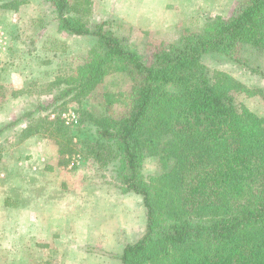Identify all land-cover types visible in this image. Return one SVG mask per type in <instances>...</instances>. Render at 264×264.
<instances>
[{
	"label": "trees",
	"instance_id": "1",
	"mask_svg": "<svg viewBox=\"0 0 264 264\" xmlns=\"http://www.w3.org/2000/svg\"><path fill=\"white\" fill-rule=\"evenodd\" d=\"M46 1L60 30L93 35L94 45L71 74L51 81L60 86L51 100L4 124L0 134L29 119L22 137L48 135L60 164L81 156L112 171L123 192L142 195L147 229L125 246L122 264H264V116L236 99L238 93L264 98V88L222 69L211 73L202 59L220 54L237 62L233 53L245 45L264 53V0L210 18L201 32L158 48L150 64L109 20L92 27L71 14L70 0ZM23 3L6 0L0 7L17 10ZM118 72L132 85L104 94L107 113L84 109L83 98ZM70 102L83 135L61 115ZM149 156L159 157L160 169L146 176Z\"/></svg>",
	"mask_w": 264,
	"mask_h": 264
},
{
	"label": "rangeland",
	"instance_id": "2",
	"mask_svg": "<svg viewBox=\"0 0 264 264\" xmlns=\"http://www.w3.org/2000/svg\"><path fill=\"white\" fill-rule=\"evenodd\" d=\"M5 1L0 0V4ZM26 1L36 3L39 0ZM43 1L45 2L43 14L39 15L42 21L39 18H24L21 14H16L14 17L12 9L0 7V37H3V39L8 37V40L9 38L16 39V46H11L13 53L25 54L34 49L31 39H35L38 35H47L48 38H53L52 42L48 44V47L53 50L67 47L62 42L63 40L57 38L56 26L50 25L49 31L43 33L48 21L56 18L53 5L48 1ZM70 1L72 4L74 3L73 0ZM98 1L99 3L95 4L88 14L93 24L109 20V27L115 34L130 43L141 54L147 64L152 62L153 53L158 48L170 44H180L185 36L201 32L210 18L216 15L230 17L239 13L249 3V0H113V3H111L112 0H104V3L101 0ZM17 18V22H13ZM78 37H69L70 43L65 54L56 56L57 74L53 75L51 81L57 76L71 74L78 65L88 59L89 50L94 45L95 37L93 35H80ZM1 53L0 57L2 56ZM233 54L235 59L239 61L234 62L220 54L206 55L202 59L211 73H214L217 69H222L247 86L264 88V75L254 74L245 65L258 67L264 73V53L245 45ZM9 58L5 66H0V127L21 117L38 105H45L59 91L58 88L60 87L55 85L52 87L50 85L51 81L50 83L45 81V71L39 67L38 60L15 56ZM3 62L0 61V64ZM20 67H23L22 70L23 72L26 71V74L20 73ZM131 85L132 82L126 73L110 74L89 96L83 98L82 107L92 111L96 116H101L107 113L104 94L109 91H127ZM15 88H22V90L17 92ZM236 96L237 103H243L252 111L264 116V98L262 96H247L245 93H238ZM69 105L72 108L68 112L76 107L74 102H70ZM57 110H60V108ZM61 115L65 118V114ZM28 121L29 119H25L0 134V180L10 178L11 174L22 172L21 178L27 181L26 175L29 174L26 169L33 161V154L30 153L33 148H31V144L23 143V140L28 138L22 137L21 130ZM79 124V122L73 125L69 124L75 135H83L78 134V131H80L78 130ZM38 137L39 139L34 142L37 148L40 146L38 143L41 141L43 143L44 139H49L56 144L46 134H38ZM81 161L77 164L78 168L79 166H84V169L93 168L95 164L84 158ZM159 169L158 156L145 158L143 172L146 176L156 174ZM96 170V176L92 177L97 180L109 181L118 187V182L112 171L102 169L99 166ZM87 255L90 264H101V261H104V264H119L117 257L99 248L87 251ZM16 256L15 252L0 251V264H17V261L14 260ZM66 256L71 258V251L65 253L62 258L55 259L52 264H75L72 259L65 261ZM29 257L24 264H50V261L45 260V253L40 256L39 260H32V255H29ZM77 260H80L79 255H77Z\"/></svg>",
	"mask_w": 264,
	"mask_h": 264
},
{
	"label": "crops",
	"instance_id": "3",
	"mask_svg": "<svg viewBox=\"0 0 264 264\" xmlns=\"http://www.w3.org/2000/svg\"><path fill=\"white\" fill-rule=\"evenodd\" d=\"M73 2L70 1L71 14L85 16L93 27L95 23L88 14L99 1ZM101 2L104 3V0ZM44 4L43 0L36 3L26 1L13 10L14 17L21 14L24 18H39ZM18 18L13 22H17ZM50 25L56 26L57 38L63 40L67 47L69 37L80 36L60 30L57 18L48 21L44 34L49 31ZM2 33L5 34L4 31ZM9 40L8 37H0V53L4 52L0 57V61L4 62L0 66H5L9 57L13 56L38 60L39 67L45 71V81L50 83L58 68L56 56L65 54L67 47L53 50L48 47L53 38L38 35L31 39L34 49L16 54L11 47L16 46V39ZM20 68V73L26 74L23 67ZM37 139L36 134L23 140L24 144H31L33 149L30 153L35 158L26 169L29 174L26 175L27 181L21 178L22 172L0 180V251L15 252L17 264H24L29 255H32V260H39L44 253L45 260L52 264L70 251L71 258L66 256L65 261L72 259L75 264H90L87 251L99 248L117 257L122 264L120 257L125 246L140 239L138 237H142L147 229V209L142 195L123 192L114 183L94 178L96 163L93 168H75V163L82 162L81 156L69 159L72 160L69 164H60L57 145L44 139L37 148L34 145ZM77 255L80 256L79 261Z\"/></svg>",
	"mask_w": 264,
	"mask_h": 264
},
{
	"label": "built area",
	"instance_id": "4",
	"mask_svg": "<svg viewBox=\"0 0 264 264\" xmlns=\"http://www.w3.org/2000/svg\"><path fill=\"white\" fill-rule=\"evenodd\" d=\"M65 118H66L67 124H72L73 125L74 123L78 122L77 115L73 111L68 112L67 115L65 114Z\"/></svg>",
	"mask_w": 264,
	"mask_h": 264
}]
</instances>
